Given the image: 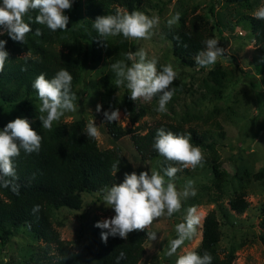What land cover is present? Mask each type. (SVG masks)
<instances>
[{
	"label": "trees",
	"instance_id": "trees-1",
	"mask_svg": "<svg viewBox=\"0 0 264 264\" xmlns=\"http://www.w3.org/2000/svg\"><path fill=\"white\" fill-rule=\"evenodd\" d=\"M225 1L242 4L248 0ZM145 2L146 0H73L72 8L65 10V15L69 17L68 29L55 32L46 25L35 23L38 11L30 10L24 16V21L29 23L31 32L26 35L24 43L13 41L8 35L0 37L6 41L5 50L9 53L4 70L0 72V124L6 125L17 117L25 118L42 136L39 152L26 154L21 150L20 155L13 160L17 174L14 182L19 185V194L14 193L11 187L0 184V239L6 242L17 229L23 228L44 244L39 256L28 253L21 258L24 260L21 261L22 264H138L144 255V243L149 232L148 229L134 231L128 234L127 241L119 236H109L105 243L100 234L107 230L95 227L97 220L94 219L89 223L85 236L80 230L72 241L60 238L53 227V213L61 208L80 209L83 193L102 194L105 188L115 182L113 165L119 163L120 169L125 164V158L119 147L101 149L96 138L87 137V124L82 118L70 122H54L51 131L43 129L38 119L41 115L39 98L32 87L34 79L40 73L51 79L58 70L66 69L73 77L72 91L75 93L84 69L89 64L96 66L106 58L110 65L107 70L99 71L97 85L103 89L106 97L101 105L100 117L109 136L118 140L131 134L130 139L140 158L153 159L161 157L153 148L158 128L176 134L190 133L193 145L213 151L209 166L216 188L223 192L220 187L228 175L219 167L214 142L207 141L206 132L199 133L196 128L185 127L186 115L180 121H158L148 127L138 124L132 129L120 126L117 121L108 123L103 115L104 111L122 109L132 123H137L147 113V107L135 106L127 88L121 104L108 99L116 90V76L110 66L117 60L126 59V53L132 44L122 35L108 37L106 42L101 41L92 27L93 21L97 16L115 14L117 9L141 11ZM238 21L248 22L250 38L258 53L264 55V20L244 14ZM211 25L200 14L187 18L183 13L180 14L177 25L164 28L163 35L170 43L172 55L182 66L205 69L195 63L194 57L204 50V41L213 38ZM36 29L41 30V35H36ZM222 39L227 42L225 36ZM26 53L30 55L27 62L23 57ZM126 62L130 64V61ZM204 81L205 89L220 96L232 80L224 68L214 67L208 71ZM224 182L228 183V180ZM232 196L228 201L230 209L237 214L243 213L249 206L244 193L233 191ZM217 197L212 201H216ZM34 205L40 206L38 212L32 211ZM220 237L217 216L214 211H210L203 218L201 240L195 251L200 255L205 251L209 252L213 257L211 264H232L235 247L231 246L221 254L217 248ZM259 240L264 245V232L260 233ZM121 252L125 255L118 260Z\"/></svg>",
	"mask_w": 264,
	"mask_h": 264
},
{
	"label": "rangeland",
	"instance_id": "rangeland-1",
	"mask_svg": "<svg viewBox=\"0 0 264 264\" xmlns=\"http://www.w3.org/2000/svg\"><path fill=\"white\" fill-rule=\"evenodd\" d=\"M262 6L264 0H248L242 4L227 3L225 0H146L141 7V12L150 17L158 15L160 23L153 29L151 39H127L132 44L129 52L145 49L149 59H158V70L162 65L171 64L178 73L172 85L175 94L166 105V113L155 111L158 107V96L150 100L140 98L133 102L137 107H147V113L137 123H132L128 114L119 109L121 119L117 122L126 129H132L138 124L148 127L158 121H180L186 115L185 127L196 128L199 133L206 132L207 141L214 142L219 167L228 175L225 177L228 183L223 181L220 187L223 192L216 188L209 166L213 151L194 145L202 150L204 159L201 165L195 169L179 171L174 182L178 190H183L186 181L193 180L196 195L182 201L180 212L174 213L170 218L166 215L160 217L147 228L156 232L157 239L146 240L144 255L138 264H175L177 257L184 251L196 250L201 240L203 218L210 211L215 212L219 222L221 237L217 248L221 254L234 246L235 258L232 264H264V245L259 240L260 233L264 232V55L258 53L250 38L248 22L238 21L241 15L253 16ZM175 13H185L187 18L200 14L208 20L209 25L212 24L213 38L219 40L218 46L225 49V55L210 69L222 67L228 71L232 80L220 96L204 88L203 82L209 68L200 70L197 67L182 66L172 55L170 43L163 35V30L168 27L167 20ZM223 36L227 42L222 39ZM109 65V60L105 58L100 64H89L84 69L82 80L75 91L78 96L77 111L65 112L56 122H70L82 118L88 124L94 120L100 132V136L96 138L99 148L117 146L125 158V164L114 174L113 184H119L125 173L136 172L138 175L141 171H147L150 175L151 170H159L161 165L158 161L162 162L164 158L142 159L134 149L131 134L114 140L107 133L100 112L96 111V105H102L106 98L103 89L97 85L99 71L107 70ZM124 95L125 87L116 86L108 99L121 104ZM40 103L39 100V106ZM4 126L0 124V130ZM173 166L179 167L175 164ZM233 191L243 192L249 203L248 208L241 214L230 209L228 201L233 198ZM216 197L213 202L212 199ZM190 207H195L201 216L196 235L186 240L175 255L166 256L168 242L176 238L175 225L183 222ZM114 215V210L104 204L103 193H83L80 209L61 208L53 213L52 222L61 239L72 241L80 230L85 236L92 220L101 221ZM43 246V242L34 238L33 234L19 228L8 241L3 242L0 239V264H22L21 261L24 260L21 258L24 255L29 253L39 256Z\"/></svg>",
	"mask_w": 264,
	"mask_h": 264
},
{
	"label": "clouds",
	"instance_id": "clouds-1",
	"mask_svg": "<svg viewBox=\"0 0 264 264\" xmlns=\"http://www.w3.org/2000/svg\"><path fill=\"white\" fill-rule=\"evenodd\" d=\"M72 8V0H0V35L5 32L13 40L24 43L26 35L31 32L29 23L24 21V16L30 10H37L35 23L46 25L48 29L67 30L69 17L65 10ZM253 17L264 20V6L258 8ZM180 20V14L175 13L167 20V26L172 28ZM160 23L158 15L148 16L139 10L127 11L117 9L115 14L97 16L92 27L98 33L101 41L106 42L108 37L122 35L125 39L148 40L153 35V29ZM36 35H41V30L36 29ZM218 39L210 38L204 41V50L199 51L194 59L202 68H211L218 59L225 54V49L218 46ZM6 41L0 39V72H3L9 53L5 50ZM25 62L30 58L24 56ZM131 61V64L126 62ZM158 59L148 58L145 49L140 48L135 52L126 53V59L117 60L111 64V70L115 74V85L125 87L130 92V99L136 101L140 98L150 100L158 96V113H166V105L175 94L172 87L178 73L171 64L162 65L158 70ZM22 70H26L22 68ZM73 77L64 68L58 70L51 79H47L44 73H40L33 81L32 87L36 90L39 100L38 116L43 129L51 131L53 123L59 121L65 112L77 111L78 96L72 91ZM96 111H101V105H96ZM106 121L111 123L121 119L119 109L104 111ZM87 137L93 139L100 136V132L91 120L86 125ZM42 136L38 134L27 119L17 117L9 121L0 130V184L11 187V190L19 194V185L14 181L17 174L13 164L15 157L21 150L26 154L39 152ZM153 148L163 157L159 170L125 173L124 179L119 184H113L103 192V202L110 206L115 215L97 221L95 227L106 229L100 236L103 242H107L109 236L127 241L128 234L132 231H145L154 220L160 217H172L180 212L182 201L196 195L194 181H186L183 190H178L175 177L179 171L186 168L195 169L201 165L204 156L198 146L191 143V134H176L164 128H158L154 138ZM118 164L113 165L114 174ZM167 166H164V165ZM179 165L173 166V165ZM11 177L12 179H5ZM39 205H34L32 211L38 212ZM201 223V216L195 207H190L184 216L183 222L175 225L176 238L168 242L166 256H173L186 240L196 235L197 227ZM150 240H156V232L149 231ZM121 252L117 259L124 257ZM212 255L205 251L203 255L195 250H186L179 255L175 264H211Z\"/></svg>",
	"mask_w": 264,
	"mask_h": 264
}]
</instances>
